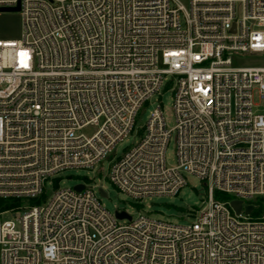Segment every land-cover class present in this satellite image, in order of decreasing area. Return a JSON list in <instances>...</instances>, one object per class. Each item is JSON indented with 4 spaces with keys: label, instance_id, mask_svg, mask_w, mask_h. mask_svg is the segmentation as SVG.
Listing matches in <instances>:
<instances>
[{
    "label": "built area",
    "instance_id": "1",
    "mask_svg": "<svg viewBox=\"0 0 264 264\" xmlns=\"http://www.w3.org/2000/svg\"><path fill=\"white\" fill-rule=\"evenodd\" d=\"M19 1L22 37L0 39V264H264V110L254 103L256 92L264 99V0L0 9ZM248 57L261 64L243 66ZM167 91L175 126L158 107L137 129ZM106 160L111 184L134 201L176 197L191 175L207 204L178 225L124 210L131 219H118L89 184L47 189Z\"/></svg>",
    "mask_w": 264,
    "mask_h": 264
},
{
    "label": "rangeland",
    "instance_id": "2",
    "mask_svg": "<svg viewBox=\"0 0 264 264\" xmlns=\"http://www.w3.org/2000/svg\"><path fill=\"white\" fill-rule=\"evenodd\" d=\"M22 32L23 22L20 13L0 14L1 40H19L22 37ZM260 64L261 61L256 58L248 57L246 61H244L243 66ZM173 99L174 95L172 91H167L161 96L153 97L150 103L141 111L137 121V129L147 123L151 113L158 107L162 108L166 123L168 127L172 129L175 126ZM254 103L260 105L264 110V99L261 98L257 92L254 95ZM97 130L98 127L90 126L85 128L83 133L87 136H92ZM138 140L139 135L135 134L121 142L116 149L117 156H120L127 148L132 147ZM166 155L168 163L170 165H175L176 146L174 138H172L169 143ZM109 172L110 162L108 160L92 170H68L59 176L56 185L50 184L47 186V189L53 191L57 187L59 189H64L73 188L77 184H89L106 191L107 197L102 198V203L112 213H115L116 210H124L133 216L134 219L139 215L147 214L150 218L169 221L178 225H186L192 222L194 219L191 216L192 210H200L207 204V186L204 182L191 175H187L188 184L176 197L162 196L147 198L142 201H134L114 188L108 177Z\"/></svg>",
    "mask_w": 264,
    "mask_h": 264
},
{
    "label": "water",
    "instance_id": "3",
    "mask_svg": "<svg viewBox=\"0 0 264 264\" xmlns=\"http://www.w3.org/2000/svg\"><path fill=\"white\" fill-rule=\"evenodd\" d=\"M0 12H3V13H18L20 12V1L18 2V5L14 8H2L0 9ZM235 31V26L233 27V32ZM84 187L82 185L80 186H77L76 189L77 190H82ZM101 195L106 197V194L104 193V191H100ZM231 206L233 207V209L236 211V213H240V211L242 210V203L241 202H238V201H233L231 203ZM254 207L253 206H248L246 207L245 209V212L247 214H250L252 211H253ZM116 217L118 219H128L130 220L131 217L125 213V212H116Z\"/></svg>",
    "mask_w": 264,
    "mask_h": 264
},
{
    "label": "trees",
    "instance_id": "4",
    "mask_svg": "<svg viewBox=\"0 0 264 264\" xmlns=\"http://www.w3.org/2000/svg\"><path fill=\"white\" fill-rule=\"evenodd\" d=\"M2 205V204H1Z\"/></svg>",
    "mask_w": 264,
    "mask_h": 264
}]
</instances>
